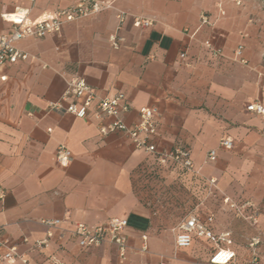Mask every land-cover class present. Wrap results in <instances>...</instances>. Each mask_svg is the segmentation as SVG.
<instances>
[{
  "label": "crops",
  "instance_id": "obj_1",
  "mask_svg": "<svg viewBox=\"0 0 264 264\" xmlns=\"http://www.w3.org/2000/svg\"><path fill=\"white\" fill-rule=\"evenodd\" d=\"M104 1L113 9L66 23L59 33L20 40L15 46L27 59L0 67L3 238L29 264H49L51 258L59 264H209L216 246L233 251L234 264L240 263L253 229L238 214L218 208L222 196L246 199L236 186L249 184V156L264 155V118L245 110L251 102L264 107V0ZM76 2L0 0V35L11 29L2 16L16 9L27 13L25 24H33ZM117 12L125 14L120 24ZM202 15L208 24H201ZM132 17L154 24L137 29ZM118 26L124 42L113 50L108 35ZM205 41L221 56L212 57ZM238 45L244 65L234 58ZM72 77L83 78L100 98L124 93L129 110L121 119L127 126L138 120L140 109L153 110L156 149H186L193 169L159 165L125 135L101 136L98 122L49 110ZM224 138L232 140L231 150L219 147ZM60 144L71 153L65 168L53 160ZM210 150L216 151L214 162L206 161ZM173 213L181 218L175 226L167 218ZM189 214L211 217L212 236L230 232L229 243L193 237L188 248H176V228ZM111 218L126 221L123 260L113 245L81 248L68 233L77 223L94 227ZM42 220L59 224L50 230L49 248L37 250L34 241L48 230Z\"/></svg>",
  "mask_w": 264,
  "mask_h": 264
},
{
  "label": "built area",
  "instance_id": "obj_2",
  "mask_svg": "<svg viewBox=\"0 0 264 264\" xmlns=\"http://www.w3.org/2000/svg\"><path fill=\"white\" fill-rule=\"evenodd\" d=\"M113 9L111 3L104 0H77L74 6L65 10L55 12L54 16L47 21L25 24L27 13L16 9L12 14L3 15L2 19L11 24V29L8 33L0 35V67L5 64H15L17 61L27 59V54L16 48V43L25 38L40 39L48 34L59 33L61 27L70 22H74L105 10ZM223 14V12H221ZM125 14L117 12L116 18L118 23H122ZM132 27L137 29H147L153 26L154 20L141 17H132ZM201 24H208L206 16L200 18ZM120 26L115 32L108 35V42L113 50L119 49L124 42V38L119 34ZM192 36V35H191ZM212 57H220L219 50L214 49L208 41L203 43ZM242 46L238 45L234 50V58L240 64H246L242 56ZM184 57V53L180 55ZM2 80L4 78H1ZM66 90L56 102L48 104L51 111L57 113H67L75 118L88 120L92 119L98 122V132L101 136H106L112 133H121L125 135L135 149L141 150L146 154L152 155L159 165L172 163L183 170L191 171L193 163L186 149L176 147L170 151H158L152 143V137L156 135L158 130V121L153 110L142 108L138 112V120L131 126H127L121 119V113L129 110V104L124 93L119 92L107 98L98 97L91 87L86 84L81 77H72L66 83ZM82 99V102L77 106L74 101ZM245 110L254 113L264 118V107L258 102H251L245 106ZM107 120L106 123H103ZM49 131V130H48ZM232 140L230 138L221 139L219 147L224 150L232 149ZM53 160L59 167L65 168L70 160L71 153L65 145L60 144L56 147ZM216 160V151L210 150L206 155L207 162ZM210 180V183H213ZM4 198V193L0 190V200ZM227 201V200H225ZM212 222V218L208 217L205 220L200 219L195 214H189L177 226L174 243L176 248H188L191 245L192 238H208L215 243H229L228 233L218 235L216 238L212 236L208 229V224ZM48 230L42 239L35 240L33 246L37 250H46L50 246L52 237L51 229L59 224V220H42L41 222ZM126 221L118 218H111L103 225L88 227L82 223H77L74 228L69 231V235L78 241V246L81 248L96 247L100 244L107 243L115 246L120 260L125 257L127 248V238L122 233ZM63 235L60 236L62 238ZM143 242L146 240L142 238ZM23 241H26L24 238ZM0 263L18 260L21 264H29L27 258L23 254L17 252L16 246L3 238L0 230ZM142 250H146L143 245ZM235 253L231 250L217 247L209 257V264H234ZM49 264H59L53 258Z\"/></svg>",
  "mask_w": 264,
  "mask_h": 264
},
{
  "label": "rangeland",
  "instance_id": "obj_3",
  "mask_svg": "<svg viewBox=\"0 0 264 264\" xmlns=\"http://www.w3.org/2000/svg\"><path fill=\"white\" fill-rule=\"evenodd\" d=\"M249 158L253 160L251 161L253 162L252 168L246 173V181L249 184L236 186L241 188V191L236 190L237 194L240 192L241 195H245L244 198L246 199L239 197L240 199L234 202L226 196H222L221 206L218 209L222 214H238L253 229V233L246 240V246L242 250L238 264H264V185H261L262 180H264V155L253 153ZM212 184L210 181L206 182L204 191L206 192ZM241 211H245L247 214L244 215ZM179 217L173 213L167 218L172 226H175L181 219ZM261 220H263L262 225ZM224 233L231 235L230 232Z\"/></svg>",
  "mask_w": 264,
  "mask_h": 264
}]
</instances>
